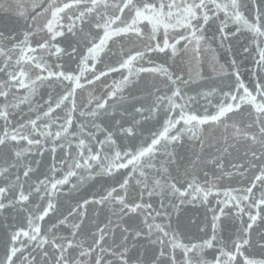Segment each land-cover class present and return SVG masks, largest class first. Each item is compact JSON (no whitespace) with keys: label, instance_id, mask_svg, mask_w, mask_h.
Masks as SVG:
<instances>
[{"label":"snow or ice","instance_id":"snow-or-ice-1","mask_svg":"<svg viewBox=\"0 0 264 264\" xmlns=\"http://www.w3.org/2000/svg\"><path fill=\"white\" fill-rule=\"evenodd\" d=\"M0 264H264V0H0Z\"/></svg>","mask_w":264,"mask_h":264}]
</instances>
